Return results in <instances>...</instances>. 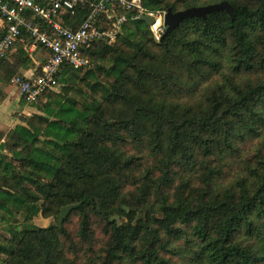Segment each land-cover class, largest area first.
Wrapping results in <instances>:
<instances>
[{"label": "trees", "instance_id": "16d2710c", "mask_svg": "<svg viewBox=\"0 0 264 264\" xmlns=\"http://www.w3.org/2000/svg\"><path fill=\"white\" fill-rule=\"evenodd\" d=\"M221 2L235 21L187 19L160 43L136 21L93 45L0 134V264H264V0H141ZM28 44L0 62V97Z\"/></svg>", "mask_w": 264, "mask_h": 264}, {"label": "built area", "instance_id": "2783aa9c", "mask_svg": "<svg viewBox=\"0 0 264 264\" xmlns=\"http://www.w3.org/2000/svg\"><path fill=\"white\" fill-rule=\"evenodd\" d=\"M165 13L146 10L141 0H0V62L25 38L27 53L38 47L46 52L39 75L11 80L28 107L57 86L63 65L74 70L92 67L83 55L93 45L114 44L124 27L141 21V16L153 20L148 28L158 41L165 32ZM77 16H83L81 22Z\"/></svg>", "mask_w": 264, "mask_h": 264}, {"label": "crops", "instance_id": "0c3cea01", "mask_svg": "<svg viewBox=\"0 0 264 264\" xmlns=\"http://www.w3.org/2000/svg\"><path fill=\"white\" fill-rule=\"evenodd\" d=\"M0 29V36H1ZM14 49L11 50L9 54H12ZM32 59V67L22 71L23 77H33L39 67L43 66L46 60L45 51H41L38 48L35 49L31 54H29ZM42 68V67H41ZM4 96L0 97V134L4 136L18 124V119L23 115H28L29 108L27 106H21V99L18 95L17 89L9 91L2 88ZM17 114V115H15Z\"/></svg>", "mask_w": 264, "mask_h": 264}, {"label": "water", "instance_id": "95a60500", "mask_svg": "<svg viewBox=\"0 0 264 264\" xmlns=\"http://www.w3.org/2000/svg\"><path fill=\"white\" fill-rule=\"evenodd\" d=\"M224 11L228 17L232 21H235V15L233 12L232 7L227 2H221L219 4L210 5L206 7H200V8H190L186 9L184 11H179L177 13H172L171 10H167L164 15V25H165V32L160 37V39L157 41L158 43L162 42L163 39L170 34L173 30H175L179 24L187 19L191 18H201L203 20L207 19V15L213 14L215 12ZM141 21L147 26H151L153 23V20L150 17H147L145 15L141 16ZM74 208L73 205L64 207L61 209L60 214L57 219L58 227L60 228L61 223L66 219L70 211Z\"/></svg>", "mask_w": 264, "mask_h": 264}, {"label": "rangeland", "instance_id": "374dc122", "mask_svg": "<svg viewBox=\"0 0 264 264\" xmlns=\"http://www.w3.org/2000/svg\"><path fill=\"white\" fill-rule=\"evenodd\" d=\"M240 1H242V0H240ZM13 53H14V51H13ZM10 55H11V54H9L8 57H10ZM17 74H18V73H17ZM17 74H15V75H17ZM19 74L22 75V73H19ZM19 74H18V75H19ZM15 75L12 76V77H6V82H7V83L5 84V86H3V88H5V89H7V90H9V91H12L13 89H15L14 85L11 83V80H12L13 77H15ZM59 89H60V87H59V86H56V87L52 90V92L57 93V92L59 91ZM84 91H87V90L85 89V87H84ZM28 108H29V110H28V115H34V114L37 113V111H36L35 109H33V108H31V107H28ZM15 115H17V114H15ZM18 122H19V119H18ZM3 135H4V134H3ZM21 217H22L21 215H18V218H19V219H22ZM64 220H65V219H64ZM33 223H34L36 226H38V227H47V226L50 225V224H56V221H55V219H53V218L37 217L36 219L33 220ZM0 231H1V235H2V236H4V237L7 236V233H5L4 230L0 229Z\"/></svg>", "mask_w": 264, "mask_h": 264}]
</instances>
